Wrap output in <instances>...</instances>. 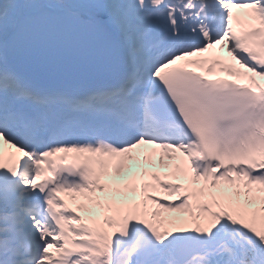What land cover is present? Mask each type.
<instances>
[{
    "label": "snow or ice",
    "instance_id": "obj_1",
    "mask_svg": "<svg viewBox=\"0 0 264 264\" xmlns=\"http://www.w3.org/2000/svg\"><path fill=\"white\" fill-rule=\"evenodd\" d=\"M0 264H264V0H0Z\"/></svg>",
    "mask_w": 264,
    "mask_h": 264
}]
</instances>
